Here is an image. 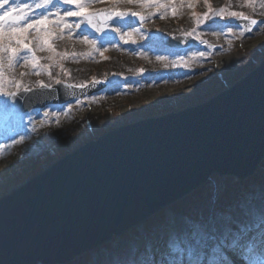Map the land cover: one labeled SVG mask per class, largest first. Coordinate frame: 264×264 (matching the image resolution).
<instances>
[{
  "label": "water",
  "instance_id": "1",
  "mask_svg": "<svg viewBox=\"0 0 264 264\" xmlns=\"http://www.w3.org/2000/svg\"><path fill=\"white\" fill-rule=\"evenodd\" d=\"M226 23L246 24L235 18ZM181 37L165 43L174 49L199 44ZM105 87L102 82L86 89L33 88L20 97L21 113ZM263 160L264 58L206 101L108 130L2 195L0 264H68L186 198L214 175L249 179Z\"/></svg>",
  "mask_w": 264,
  "mask_h": 264
},
{
  "label": "rangeland",
  "instance_id": "2",
  "mask_svg": "<svg viewBox=\"0 0 264 264\" xmlns=\"http://www.w3.org/2000/svg\"><path fill=\"white\" fill-rule=\"evenodd\" d=\"M14 2L27 3L33 5L28 9L29 19L39 17L43 9H35L34 4L40 0H9L5 8L11 6ZM89 4L87 11H106L117 7L120 11H135L148 17L151 13L157 12L164 15V19L158 16H152L146 19L143 24H137L135 17H127L128 23H123L118 18L109 21L111 27H121V32L131 31L132 27H140L144 33H134L132 39L125 42L120 36L108 28L109 36L99 37L95 32L76 29L74 25L79 22V17L67 18V23L73 25L70 31L74 36L64 34L60 37V28L54 23L49 22L42 27L56 34L53 39V45L56 53L45 50L40 51L37 48L36 55L41 57V65L52 64V76L61 81L75 84L69 81L58 66L60 56L63 52L57 51V46H63L66 42L73 44L74 48L67 52L62 61L63 68L68 72L73 65H82L91 73V80H103L108 86L99 93L80 99L85 101L78 106L76 100L61 104L49 105L43 109H34L30 112L21 114L22 122L14 117L8 126L0 120V145L10 143L9 137L19 139L21 135L25 136V142L12 148L5 147L0 154V197L8 193L11 189L20 185L31 176V170L36 167V163L43 160L47 153L52 152L56 147L63 146L70 151L82 145L88 140L94 139V135H100L108 130L114 129L123 124H127L139 119L154 117L169 112L178 111L186 107L194 106L206 101L220 91L228 88L235 81L251 71L264 58V31H253L245 38H236L239 28L235 25H227L224 20L214 17L212 20L200 26L201 39L215 46L212 51L203 48L202 43L199 47L191 46L184 50H172L165 46L164 41L167 37L182 35L196 27L195 16H202L207 11L205 0H155L157 3L166 5L165 8L140 7L138 3L121 2L118 5L116 0H103V2L91 3L90 0H84ZM194 4L193 8H188L187 4ZM261 0H257L256 10L242 6L245 0H208L213 9H219L226 5L231 6V10L243 11L246 15L252 16L257 20H264V9L259 8ZM72 7L63 5V8ZM175 7L177 14L171 13V8ZM4 9H0L2 14ZM53 18L50 17V21ZM130 25V26H128ZM82 26V25H81ZM223 28V32H221ZM228 28H232V34H228ZM69 30H65L67 33ZM29 30L26 35L33 39L37 35ZM87 35L90 39L97 40V49L94 50L91 45L83 42L82 36ZM33 47H36L33 44ZM204 51L211 53L207 61L193 62L191 78L185 73L189 70L181 67H172L171 61L176 60L178 56L191 57L193 52ZM101 52L103 55H101ZM46 55H48L46 57ZM157 56L167 57L164 61H158ZM53 57V60L48 59ZM58 57V59H57ZM68 58V61H66ZM116 62L119 72L107 71L108 66ZM5 61V65H6ZM73 64V65H72ZM169 67L165 68L164 65ZM74 66V67H76ZM143 69V73L139 72ZM26 72L27 75L21 77L20 73ZM41 75L33 74L30 66H17L14 70L7 72L8 76H14L22 80L24 86L36 88L38 81L45 83L51 82L49 77L43 73ZM95 97L93 102L90 98ZM87 98V99H86ZM71 104V112L65 116L63 110L68 109ZM154 110V111H153ZM49 112L48 120L52 121V113L58 114L60 124L55 122L44 123L43 113ZM154 114V115H153ZM29 117L32 118L36 127L40 129L37 133L29 132L31 124ZM18 124V126H17ZM51 140V144L49 141ZM75 140V141H74ZM42 170L50 165L45 160L41 162ZM33 174V173H32ZM24 179V180H23ZM23 180V182H22ZM222 182L214 177L207 182L208 188L213 196L218 197ZM243 188V184L239 183ZM217 199L213 198L216 203ZM264 202V189L256 193L255 199L249 203L252 206H259ZM174 214L173 212H169ZM177 217L181 215L175 214ZM127 237H118L111 245L94 251L93 257L96 264H115L118 256L128 254L129 245L126 243Z\"/></svg>",
  "mask_w": 264,
  "mask_h": 264
},
{
  "label": "snow or ice",
  "instance_id": "3",
  "mask_svg": "<svg viewBox=\"0 0 264 264\" xmlns=\"http://www.w3.org/2000/svg\"><path fill=\"white\" fill-rule=\"evenodd\" d=\"M91 3L103 2V0H90ZM121 2L138 3L140 7H156L165 8L166 5L157 3L155 0H116L118 5ZM257 0H245L242 6L249 7L255 12ZM9 4V0H0V9H4L0 14V120L5 126H8L14 117L18 118V122H22L23 102L20 97L23 93H31L35 90L30 86H24L23 81L16 79L14 76H8L7 72L14 70L17 66H30L35 75H41V69L44 74L49 77L51 82L45 83L38 81L40 90H54L55 85H62L66 88L86 89L92 85L102 83L103 81L93 80L91 84L85 82L75 85H64L63 82L52 76V67L56 66L54 61L52 64L41 65V57L36 55L37 48L40 51L49 50L56 53L53 45V39L57 38L56 34L42 27L49 22L54 23L60 28V37L64 34L74 36L70 31L73 25L67 23L69 17L81 18L74 27L80 29L81 25H87L93 28L96 32H106L111 28L113 33L120 36L122 40L128 42L132 39L134 33H144L140 27H132L131 31L121 32V24L119 27H111L109 21L113 18H119L123 21L126 17H137L141 24L146 19L152 16H158L164 19V15L153 12L148 17L135 11H120L117 7L111 10L100 12H89L84 0H40L34 4L35 9H43L38 18L29 19L28 9L33 5L27 3L14 2L11 6L5 8ZM63 5H71L72 7L63 8ZM205 11L202 16H195L196 27L190 31L184 32L181 39L193 38L202 44H205L209 49L214 46L208 44L207 41L201 39V25L212 20L214 17L220 19L235 18L245 21V25H238V35L236 38H245L246 34L255 31H264V20H257L252 16L246 15L243 11L231 10L230 5L213 9L205 0ZM188 8H193L194 4L189 2ZM259 8L264 9V0L259 3ZM173 16L177 14L175 7L171 8ZM50 17L53 19L50 21ZM102 17L103 23L98 22L97 18ZM130 26V25H128ZM32 30L37 35L34 40L30 39L26 33ZM67 31V33L65 32ZM223 32V28L220 30ZM228 34H232V28H228ZM83 42L97 49V40L90 39L89 36H82ZM175 39V37H173ZM33 44L36 47H33ZM60 55L59 53H56ZM67 53L64 54L66 56ZM101 55L103 53L101 52ZM211 53L204 51L193 52L191 57L178 56L176 60L171 61L172 67H181L188 69L185 73L188 78H191L193 62L207 61ZM64 56L61 58L63 59ZM53 60V57H48ZM158 61H164L167 57L157 56ZM5 61L7 62L5 65ZM66 76L70 73L63 68L62 64L58 65ZM169 67L168 64L164 65ZM143 69L139 72L142 74ZM28 73L22 72L23 77ZM87 99V98H86ZM95 102L96 98H90ZM85 103L80 99L76 100L78 106ZM71 104L67 110H63V114L67 116L71 112ZM45 120L41 123V128L44 123L55 122L60 124L58 114L52 113L53 120L49 121V112L43 113ZM29 123L32 125L29 129L31 133H37L38 129L29 117ZM18 126V124H17ZM25 136L21 135L19 139L9 137L10 143L0 145V154L2 150L12 148L16 145H21L25 142ZM126 243L129 245L128 254L133 258L125 262V264H264V202L258 207L252 206L244 198L230 199L226 190L221 194L217 203L200 211L196 214H186L177 217L175 214L166 215L163 223L155 224L151 227H143L131 237H128Z\"/></svg>",
  "mask_w": 264,
  "mask_h": 264
},
{
  "label": "trees",
  "instance_id": "4",
  "mask_svg": "<svg viewBox=\"0 0 264 264\" xmlns=\"http://www.w3.org/2000/svg\"><path fill=\"white\" fill-rule=\"evenodd\" d=\"M74 48L73 44H70L66 42L62 47L57 46V51L63 52L64 54L69 52ZM63 54V56H64ZM48 55H46L47 57ZM60 56V60H58V63H62ZM58 59V57H57ZM63 60V59H62ZM66 61H68V58H66ZM82 65H73V66H66L70 67V76L69 81L75 84H81L85 82H89L91 80V73L88 72L84 67V62L81 63ZM76 66V67H74ZM255 67V66H254ZM107 71H115L119 72V67L116 62H113L110 66H108ZM154 111V110H153ZM154 115V114H153ZM94 135V139L97 138L99 135ZM75 141V140H74ZM51 144V140L49 141ZM72 143L69 144V148H71ZM68 148V149H69ZM68 149L63 146H57L56 149L52 152H49L46 154L45 158L41 160L39 163H36V167L31 170V175L33 176L39 172L42 171V164L41 162H44L45 160L49 161L50 164H52L54 161L62 157L63 155L67 154ZM33 173V174H32ZM222 182V187L220 189V192L218 194L216 203L218 199L221 197V194L226 190L227 195L230 199H236V198H244L247 200V202H252L255 197L256 193L264 189V161L261 163L260 167L258 168L256 174L251 177L250 179L246 180L245 182H242L243 188L239 187V182L230 179V178H220L218 176H215ZM24 180V179H23ZM22 180V182H23ZM213 193L209 190L208 184L193 194L189 195L187 198L179 201L174 206L170 207L169 209H166L162 211L161 213L156 214L151 219L145 221L143 224H141L139 227L135 228L134 230L128 232L126 234V237H131L134 235L137 231H139L143 227H151L158 223H163L166 219V215L170 214L169 212H173L177 215H186V214H196L200 211L206 210L208 207L214 206L216 203L213 202ZM109 246V245H107ZM93 252L87 253L83 257L75 260L74 262H71L69 264H96L94 261V257L92 256Z\"/></svg>",
  "mask_w": 264,
  "mask_h": 264
}]
</instances>
